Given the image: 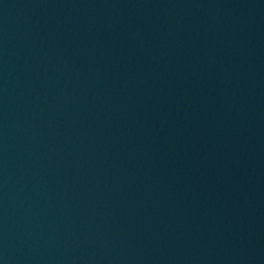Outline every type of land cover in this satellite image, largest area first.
<instances>
[{"label":"water","instance_id":"obj_1","mask_svg":"<svg viewBox=\"0 0 264 264\" xmlns=\"http://www.w3.org/2000/svg\"><path fill=\"white\" fill-rule=\"evenodd\" d=\"M0 264H264V0H0Z\"/></svg>","mask_w":264,"mask_h":264}]
</instances>
